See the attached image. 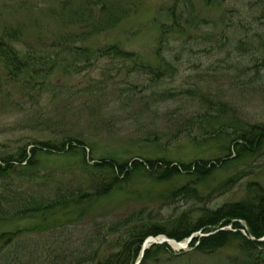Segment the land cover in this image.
Masks as SVG:
<instances>
[{"label":"rangeland","instance_id":"374dc122","mask_svg":"<svg viewBox=\"0 0 264 264\" xmlns=\"http://www.w3.org/2000/svg\"><path fill=\"white\" fill-rule=\"evenodd\" d=\"M114 2L0 0V21L27 30L19 48H47L56 41L63 62L43 90L3 78L0 157L25 146L30 152L35 141L62 144L71 139L65 150L71 145L85 150L44 154L35 177L15 173L4 183L36 195L89 192L98 176L93 165L101 159L164 158L174 165L204 159L217 167L203 180L184 173L157 181L145 170H130L120 176L119 189L86 202L84 214L67 207L30 219L9 218L0 222V235L18 230L23 243L78 247L95 240L102 225L135 212L144 211V217L172 229L171 219L183 214L195 218L200 208L247 198L251 183L264 187V144L247 159H234L232 146L237 130L264 124V25L258 20L264 16V0H227L212 7L194 0L189 12L199 23L184 25L183 34L171 27L175 20L185 24L188 12L182 2L119 0L122 8ZM170 8H176L175 15ZM57 10L66 15L90 10L92 16L88 14L89 21L81 15L60 18ZM163 26L173 30L166 39ZM113 45L134 53L137 65L91 53ZM80 47L88 53L74 54ZM2 183L0 179V192ZM183 187L196 190L175 197ZM62 226L69 227L62 236L46 239ZM10 248L11 243L0 244L3 253ZM170 248L155 264H240L245 259L237 239L211 254L191 246L187 251Z\"/></svg>","mask_w":264,"mask_h":264},{"label":"trees","instance_id":"16d2710c","mask_svg":"<svg viewBox=\"0 0 264 264\" xmlns=\"http://www.w3.org/2000/svg\"><path fill=\"white\" fill-rule=\"evenodd\" d=\"M175 1L176 6L182 2L185 11L188 12L185 24L175 20L171 26L179 28L177 32L183 34L187 28L184 25L194 27L199 23L197 18L189 12V8L194 5V0ZM201 1L208 7H212L225 3L227 0ZM113 5L122 8L119 0H115ZM175 10L176 8H170L173 15H175ZM56 12L60 18L67 17L68 19L77 18L80 17L78 15H81L86 21H89L90 15L88 14L92 16L90 10L85 14L84 11L79 12L78 10L71 11L68 15L65 14L64 10H57ZM258 20L262 23L261 25H264L263 15ZM162 30L164 39H166L165 35L173 32L172 29H167L165 26L162 27ZM26 33L27 30L24 26L9 23L3 24L0 21V84L4 78L9 83L23 82V84L26 83L43 90L45 89L44 85L56 68L63 63L58 57V50H56V48H60V45L55 43V41L52 46L47 48L30 47L27 51H24L19 48V44L24 42L26 38L24 34ZM73 36L80 37L76 34ZM81 50L85 51V53L89 51L80 47L73 53L83 55L84 53L77 52ZM91 53L97 57L111 56L116 59L130 61L135 63V66L138 62L134 53L122 50L117 45ZM142 67L150 74H154L150 67ZM156 75L160 76L161 72H157ZM228 132L222 131V133ZM233 136H236L232 140V146L235 147L234 159H247L257 153L260 146L264 144V124L239 129L237 134L234 133ZM70 142L71 139L64 141L62 144H53V141H35L30 152L25 146L20 148L15 154L0 157V179L3 181L0 192V222L9 218L18 220L30 219L41 213H49V211L67 207H72L74 210L81 211L84 214L88 207L86 202L87 204L95 203L99 200L98 198L108 195L115 189H119L120 176L128 175L130 170L133 172L145 170L154 176L157 181L170 180L180 174H184L177 167H173L171 161L164 158L159 160L145 159L144 161L131 159L122 163L114 159H101L93 165L98 176L89 192L75 190L67 194L62 190H58L54 195H36L21 191L15 188V185L11 186L8 183H4V180L15 173H25V177L28 178L35 177L40 172L42 155L59 154L60 151L65 150L67 143ZM77 142L78 144H84L78 140ZM78 148L79 146L74 147L71 145L69 150L65 151L68 154L72 151L73 153H78L79 151H82L83 154L85 153V150ZM218 161L225 162L226 160ZM210 163L200 159L191 163L182 162L179 165L183 167L184 171L191 170L190 168L195 166V170L188 172V174L196 175L198 179L203 180L212 169L217 167L215 163L211 168H207ZM195 190V188L183 187L175 197L185 195L186 192H194ZM192 217L183 214L178 218L171 219L172 229H168L161 223L153 222L151 217H144V211L135 212L118 222L102 225L95 234V240H90L78 247H71L68 245L69 243L61 244L56 242L48 244L40 241L34 244L23 243L20 241L23 235L22 231H8L0 235V244L7 245L11 243L13 248L8 249L9 253L0 251V264H135L143 243L149 237L166 235L181 242L198 232H202L205 235L211 234L209 236H197L192 241L190 246L196 248L200 253H214L227 245L229 246L231 242L237 239L239 240L240 252L245 258L240 264H264V258L262 259L264 242L249 239L240 231V229L244 228L240 223V221H243L248 225L247 229L250 237L259 239L264 236V187L261 184L257 182L249 184L247 198L225 203L217 208H200L198 216ZM229 225H232L236 231L216 232ZM33 230L34 228L24 231L29 233V231ZM51 236L50 233L46 239ZM14 240L16 241L14 242ZM168 249L171 250L167 244L152 246L146 251L141 264H155L158 256L166 254Z\"/></svg>","mask_w":264,"mask_h":264},{"label":"water","instance_id":"95a60500","mask_svg":"<svg viewBox=\"0 0 264 264\" xmlns=\"http://www.w3.org/2000/svg\"><path fill=\"white\" fill-rule=\"evenodd\" d=\"M197 236V234H193L190 238H188L187 240L183 241V242H178L176 240H173V239H170L168 238L167 236H164V235H160V236H157V237H150L148 238L143 246H142V250H141V253H140V257L138 259V261L136 262V264H140L144 258V255H145V252L150 249L151 246L153 245H163V244H168L170 247L171 246V242H175L179 245H181V248L180 250H188L189 248V245L191 244V242L193 241V239ZM202 236H204L202 234ZM253 240H256L257 242H264V236L262 238H259V239H255L253 238ZM184 244V245H183Z\"/></svg>","mask_w":264,"mask_h":264},{"label":"bare ground","instance_id":"6f19581e","mask_svg":"<svg viewBox=\"0 0 264 264\" xmlns=\"http://www.w3.org/2000/svg\"><path fill=\"white\" fill-rule=\"evenodd\" d=\"M212 165L213 164H209L208 165V167L207 168H211L212 167ZM172 166L174 167H177L180 171H182V172H184V173H188V172H193L194 170H195V166H193L192 168H190L191 170H188V171H184L183 170V167H181L179 164H175L174 165V163H172ZM240 223L244 226V228L243 229H240V231H241V233L244 235V236H246V237H248L249 239H252L253 240V238L254 237H250L249 235H248V225L246 224V223H244L243 221H240ZM230 227V228H229ZM69 227L68 226H62V227H55L54 229H52L51 230V235L52 236H61V234H63L67 229H68ZM227 230H229V231H236V230H234L233 229V226L232 225H229V226H227L226 228H221L220 230H217L216 232H218V231H227ZM216 232H214V233H216ZM209 235H211V234H208L207 236H209ZM179 242V241H178ZM184 243V242H183ZM184 245V244H183ZM171 246H172V248H174V249H180L181 248V245H179V244H177V243H175V242H171Z\"/></svg>","mask_w":264,"mask_h":264}]
</instances>
